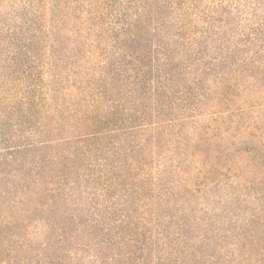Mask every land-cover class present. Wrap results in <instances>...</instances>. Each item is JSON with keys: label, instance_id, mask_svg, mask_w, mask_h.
<instances>
[{"label": "trees", "instance_id": "obj_1", "mask_svg": "<svg viewBox=\"0 0 264 264\" xmlns=\"http://www.w3.org/2000/svg\"><path fill=\"white\" fill-rule=\"evenodd\" d=\"M0 264H264V0H0Z\"/></svg>", "mask_w": 264, "mask_h": 264}]
</instances>
